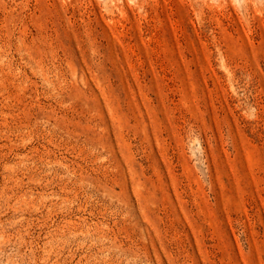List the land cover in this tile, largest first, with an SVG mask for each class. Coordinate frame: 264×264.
<instances>
[{"label": "rangeland", "instance_id": "rangeland-1", "mask_svg": "<svg viewBox=\"0 0 264 264\" xmlns=\"http://www.w3.org/2000/svg\"><path fill=\"white\" fill-rule=\"evenodd\" d=\"M0 264H264V0H0Z\"/></svg>", "mask_w": 264, "mask_h": 264}]
</instances>
